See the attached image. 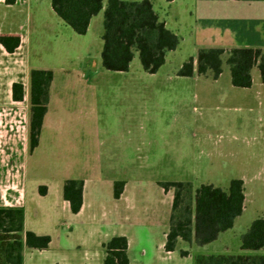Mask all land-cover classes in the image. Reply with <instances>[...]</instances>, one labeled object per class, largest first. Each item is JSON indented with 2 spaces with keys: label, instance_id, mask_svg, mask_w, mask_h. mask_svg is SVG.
<instances>
[{
  "label": "rangeland",
  "instance_id": "374dc122",
  "mask_svg": "<svg viewBox=\"0 0 264 264\" xmlns=\"http://www.w3.org/2000/svg\"><path fill=\"white\" fill-rule=\"evenodd\" d=\"M152 1L159 12L160 1ZM32 6L31 63L54 72L55 102L54 130H45L40 149L29 160L30 179H89L91 188L107 177L132 187L139 184L146 189L148 208L162 219L167 208L160 201L159 183L228 190L232 180L241 179L246 183V209L234 227L210 244L187 246L191 258L182 262L195 264L203 255L250 253L241 250L242 235L264 216V84L258 68L251 72L250 88L232 85L228 54L218 80L197 73L179 76L185 62L196 60V45H207L195 26H188L181 32L184 41L167 53L157 73L143 70L138 53L128 72L107 71L101 59L104 9L88 33L78 35L54 13L51 0H33ZM263 15L262 8L244 3L229 8L220 27L232 34L222 44L264 49ZM61 98L65 101L58 103ZM101 191L106 194V186ZM173 195V190L166 192L167 204ZM150 216L138 213L133 219L145 222L154 218ZM61 217L67 221L64 214ZM91 219L96 228L112 224L115 235L126 231L134 244L148 237L140 224L132 230L119 228L101 212Z\"/></svg>",
  "mask_w": 264,
  "mask_h": 264
},
{
  "label": "crops",
  "instance_id": "0c3cea01",
  "mask_svg": "<svg viewBox=\"0 0 264 264\" xmlns=\"http://www.w3.org/2000/svg\"><path fill=\"white\" fill-rule=\"evenodd\" d=\"M150 1L159 19L166 24L169 30L179 36L180 44L184 41L181 35L182 30L188 26L190 29L195 26L203 40L207 42V45H196L195 50L198 52L206 48H220L225 51L234 49L222 44L227 35L232 34L228 28L220 27L225 24L223 20L229 8L243 7L244 3L248 4L251 9L262 8L264 11V0H174L172 2L158 0L160 1L159 12L155 9V3ZM32 3L33 0H16L15 4L9 5L6 0H0V36H19L21 39L20 46L14 53H8L0 43V207L24 208L25 229L39 236L51 237L49 248L46 250L25 248L24 264H102L106 258L103 244L116 236L127 238L130 264H183L182 261L191 258L187 246L192 244L179 239L175 251H166L173 196H169L170 202L167 204L166 192L161 187L163 194L160 201L167 208L165 210L167 216L163 219L158 211L153 212L148 208L151 204L148 202L144 187L139 184L132 187V184L127 181L111 177L100 181L98 188H91V180L81 179L84 181L83 205L78 214H73L70 203L64 199V183L69 179L60 182L52 181V183L42 179H30L29 160L40 149L45 130H54L51 109L55 102L53 79L39 145L31 152L29 144L30 73L34 69L48 70L31 63L29 36L32 31ZM105 7L104 3V9ZM262 18L264 19V15ZM261 50L264 51V49ZM15 83L23 85L24 93L21 101L13 99ZM57 100H59L58 103L65 101L63 98ZM93 168L104 167L95 165ZM116 181L125 182L123 192L118 199L114 197ZM103 185L107 188L106 194L101 191ZM244 186L246 187L245 181ZM40 187L46 188L45 195H41ZM167 193L170 195V191ZM246 200L245 192V209ZM96 211L98 214L101 212L103 217L110 219L119 228H123V225L124 229L132 230V227L140 224V228L144 229L148 237L140 244H134L135 241L126 231L117 235L112 233L114 230L111 227L112 224L109 227H101V231L100 225V229L96 228L95 219H91L97 213ZM149 212L152 218L154 217L152 214H155L150 221L146 219L145 222H138L137 219H133L138 213L148 218ZM61 214L66 216L67 221H61ZM126 223L128 226L124 225ZM181 252H188V255L184 257ZM248 252L250 253L244 255H264L263 250ZM206 256L210 255L202 257Z\"/></svg>",
  "mask_w": 264,
  "mask_h": 264
},
{
  "label": "trees",
  "instance_id": "16d2710c",
  "mask_svg": "<svg viewBox=\"0 0 264 264\" xmlns=\"http://www.w3.org/2000/svg\"><path fill=\"white\" fill-rule=\"evenodd\" d=\"M172 2L174 0H167ZM16 0H6L9 5ZM105 0H52V9L78 35H86L91 20L104 9ZM102 65L107 71L128 72L138 53L143 70L157 73L166 62L168 52L175 51L180 38L169 30L154 10L150 0L132 2L107 0L103 21ZM0 43L8 53L20 46L19 36H0ZM230 68L231 82L237 88H250L251 72L258 68L264 84V52L255 48H206L198 52L196 60L190 58L183 64L178 75L193 77L211 75L218 80L223 72V56ZM54 79L51 70H32L30 73L31 116L29 130L30 151L39 145L40 134L47 114L50 86ZM23 85H13V99L23 100ZM125 182L114 183V197L120 198ZM165 192L173 190L170 230L165 249L175 251L179 239L199 246L216 241L231 230L245 209V186L241 179L230 182L228 190L203 184L198 188L190 182H162ZM84 181L69 179L64 183V199L70 203L73 214L83 205ZM41 195L46 188L40 187ZM50 236H39L25 229V210L21 207H0V264H24L25 248L46 250ZM106 258L102 264H130L128 240L124 236L113 237L103 244ZM241 249L264 251V217L254 220L242 235ZM187 256L188 252H181ZM195 264H264V255H210L197 257Z\"/></svg>",
  "mask_w": 264,
  "mask_h": 264
}]
</instances>
